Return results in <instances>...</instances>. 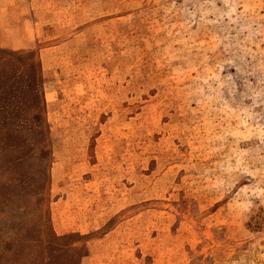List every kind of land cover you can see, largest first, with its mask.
Here are the masks:
<instances>
[{
	"label": "rangeland",
	"instance_id": "obj_1",
	"mask_svg": "<svg viewBox=\"0 0 264 264\" xmlns=\"http://www.w3.org/2000/svg\"><path fill=\"white\" fill-rule=\"evenodd\" d=\"M0 264H264V0H0Z\"/></svg>",
	"mask_w": 264,
	"mask_h": 264
}]
</instances>
